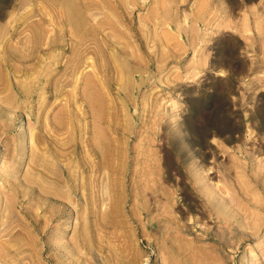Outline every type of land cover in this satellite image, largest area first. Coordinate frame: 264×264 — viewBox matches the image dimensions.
I'll return each instance as SVG.
<instances>
[{"label": "rangeland", "instance_id": "1", "mask_svg": "<svg viewBox=\"0 0 264 264\" xmlns=\"http://www.w3.org/2000/svg\"><path fill=\"white\" fill-rule=\"evenodd\" d=\"M113 1L0 0V264H264V0Z\"/></svg>", "mask_w": 264, "mask_h": 264}, {"label": "bare ground", "instance_id": "2", "mask_svg": "<svg viewBox=\"0 0 264 264\" xmlns=\"http://www.w3.org/2000/svg\"><path fill=\"white\" fill-rule=\"evenodd\" d=\"M95 1V0H94ZM126 1V0H125ZM97 2V1H96ZM113 2H115V4H120V1L119 0H114ZM155 4V3H154ZM157 4V3H156ZM139 16V15H138ZM141 18V17H140ZM34 178V177H33ZM20 183V182H19ZM19 186V185H18ZM12 191V190H11ZM10 193V192H9ZM211 211V210H210ZM4 213V212H3ZM3 216V214L0 212V222H1V218H3L2 217ZM35 218V217H34ZM30 220V219H29ZM32 220V219H31ZM8 222V221H7ZM33 224H34V221H33ZM41 227V226H40ZM9 228V227H8ZM27 233V232H26ZM24 234V233H23ZM31 236V235H30ZM2 237V236H1ZM27 237V236H26ZM3 239V238H2ZM2 255H3V253H2ZM6 256V255H5Z\"/></svg>", "mask_w": 264, "mask_h": 264}]
</instances>
